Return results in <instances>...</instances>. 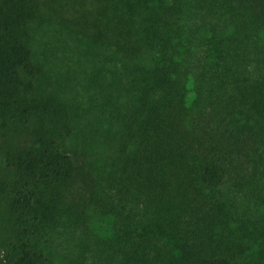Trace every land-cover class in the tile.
<instances>
[{
	"label": "trees",
	"instance_id": "16d2710c",
	"mask_svg": "<svg viewBox=\"0 0 264 264\" xmlns=\"http://www.w3.org/2000/svg\"><path fill=\"white\" fill-rule=\"evenodd\" d=\"M61 223L65 264H264V0H0V264Z\"/></svg>",
	"mask_w": 264,
	"mask_h": 264
},
{
	"label": "rangeland",
	"instance_id": "374dc122",
	"mask_svg": "<svg viewBox=\"0 0 264 264\" xmlns=\"http://www.w3.org/2000/svg\"><path fill=\"white\" fill-rule=\"evenodd\" d=\"M90 160H92V155L87 153H76L75 161L77 166H87L89 165ZM86 220L84 221L85 225L91 229H94L99 233H104V231H106V222L99 219L95 213L89 212L86 215ZM77 234L78 231L75 234H71L65 223L58 224L54 227L53 234L50 238V241L52 240V245L49 246L54 264L68 263L71 258L75 256L76 248H74V246L77 239L71 240V236Z\"/></svg>",
	"mask_w": 264,
	"mask_h": 264
}]
</instances>
